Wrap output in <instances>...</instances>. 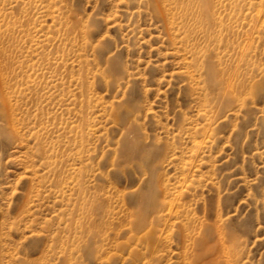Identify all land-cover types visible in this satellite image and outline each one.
Here are the masks:
<instances>
[{
  "label": "rangeland",
  "instance_id": "rangeland-1",
  "mask_svg": "<svg viewBox=\"0 0 264 264\" xmlns=\"http://www.w3.org/2000/svg\"><path fill=\"white\" fill-rule=\"evenodd\" d=\"M226 1L192 56L173 0H0V264H264V0Z\"/></svg>",
  "mask_w": 264,
  "mask_h": 264
},
{
  "label": "bare ground",
  "instance_id": "bare-ground-1",
  "mask_svg": "<svg viewBox=\"0 0 264 264\" xmlns=\"http://www.w3.org/2000/svg\"><path fill=\"white\" fill-rule=\"evenodd\" d=\"M154 1L156 5H158L161 8V10H163L165 7L168 8V6H165V3H169L168 0H154ZM173 1H175L174 3L175 7L169 4L170 5L169 8L171 7V10L174 7L173 11L167 10L168 12H165L166 11L165 9V11L163 10L164 13L162 12L167 18L168 25L169 24L171 25L173 22L176 23L178 21L177 26L181 30H183L184 41L192 40L196 35L197 30H200V33L203 35L205 39L206 46L200 48V50L198 51H194L195 44L188 45L193 50L192 56H195L199 53H203L204 55L211 50L209 46H211V44H213L216 40V37L213 36V30H231L228 24L229 18H227L226 20L218 18L217 14L215 13L216 6L211 5L212 4L211 0H173ZM227 1L230 3L229 0ZM260 11L261 9L259 8L256 9L257 13H260ZM260 15L262 14L260 13ZM259 18L262 21L261 18L263 17L260 16ZM220 40L221 39L219 38L216 41H220Z\"/></svg>",
  "mask_w": 264,
  "mask_h": 264
}]
</instances>
